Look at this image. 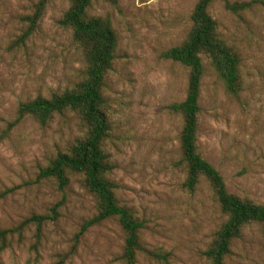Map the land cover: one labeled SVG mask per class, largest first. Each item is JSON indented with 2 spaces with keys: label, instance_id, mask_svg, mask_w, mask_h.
Segmentation results:
<instances>
[{
  "label": "rangeland",
  "instance_id": "374dc122",
  "mask_svg": "<svg viewBox=\"0 0 264 264\" xmlns=\"http://www.w3.org/2000/svg\"><path fill=\"white\" fill-rule=\"evenodd\" d=\"M196 1L95 0L89 10L108 16L117 36L104 88L112 115L106 149L116 195L144 222L143 246L168 252L167 264H208L203 251L223 220L206 181L193 193L182 187L181 118L167 107L184 99L188 69L162 54L185 38ZM36 2L0 0V191L14 188L0 201V226H19L34 214L56 215L40 228L37 263L55 264L71 249L83 221L96 213V201L79 175L63 188L54 178H38L39 168L82 133L77 114L55 115L46 125L25 116L3 135L18 102L72 86L85 68L71 30L58 23L66 0H51L26 42L16 45ZM209 11L220 35L239 53L242 89L237 96L228 94L204 58L199 151L228 191L264 204V7L233 13L217 1ZM35 234L34 222L15 234L3 264H27ZM122 245L121 228L106 220L79 238L63 264H121ZM138 264L163 263L139 253ZM227 264H264V228L247 226Z\"/></svg>",
  "mask_w": 264,
  "mask_h": 264
},
{
  "label": "trees",
  "instance_id": "16d2710c",
  "mask_svg": "<svg viewBox=\"0 0 264 264\" xmlns=\"http://www.w3.org/2000/svg\"><path fill=\"white\" fill-rule=\"evenodd\" d=\"M51 0H37L30 14L26 33L16 41L22 46L40 21L46 5ZM69 4L58 23L69 28L73 41L81 48L85 59L83 74L72 86L55 91L50 95H37L33 99L18 102L16 115L8 123L3 135L18 124L25 116H31L40 125H46L55 115L75 113L81 120L82 133L67 147L58 151L48 163L39 168L38 178H54L59 187L68 184L72 175L83 179L84 187L96 201V213L83 221L75 240L66 256H60L55 264H63L64 259L75 251L79 238L94 225L106 220H114L121 228L123 245L118 255L121 264H138V254L163 264L168 263L169 253L146 249L140 239L144 222L135 215L116 195L118 184L111 178L113 165L106 149V142L112 130V115L105 96V80L112 69L117 36L108 16L94 15L90 8L95 0H66ZM116 4L119 0H101ZM220 1L225 9L238 13L253 5L264 7V0L230 2L229 0H197L191 15V27L183 41L163 52V57L180 63L188 69L186 94L180 102L169 104L168 110L181 118L179 132V165L183 170L182 187L188 193L196 191L204 180L212 190L213 199L223 220L214 231L203 255L208 264H227L235 240L241 238L249 225L264 228V204L228 191L225 181L216 169L199 151L198 123L201 107L199 104L201 79L204 73V58L224 90L237 96L242 89L239 53L220 35L218 24L209 7ZM1 139V137H0ZM14 188L0 191V201L13 192ZM56 215H32L19 226H0V264L3 253L11 248L15 234L34 222L36 239L31 249L32 256L27 264L40 261L38 250L39 231L42 224L54 220ZM19 238V236H18Z\"/></svg>",
  "mask_w": 264,
  "mask_h": 264
}]
</instances>
